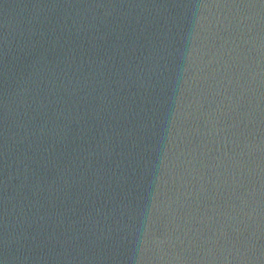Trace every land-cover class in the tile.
<instances>
[{"label": "water", "instance_id": "95a60500", "mask_svg": "<svg viewBox=\"0 0 264 264\" xmlns=\"http://www.w3.org/2000/svg\"><path fill=\"white\" fill-rule=\"evenodd\" d=\"M0 264H264V0H0Z\"/></svg>", "mask_w": 264, "mask_h": 264}]
</instances>
